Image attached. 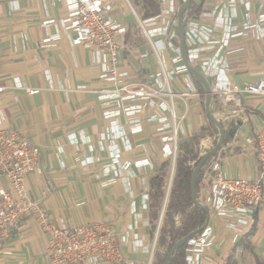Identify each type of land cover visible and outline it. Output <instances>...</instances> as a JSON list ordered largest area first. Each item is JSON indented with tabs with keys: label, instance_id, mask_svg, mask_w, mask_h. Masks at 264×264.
Wrapping results in <instances>:
<instances>
[{
	"label": "crops",
	"instance_id": "obj_1",
	"mask_svg": "<svg viewBox=\"0 0 264 264\" xmlns=\"http://www.w3.org/2000/svg\"><path fill=\"white\" fill-rule=\"evenodd\" d=\"M112 1L111 17L129 28L120 39V70L129 73L131 82H145L146 76L156 69L154 58L139 59V55L149 49L144 36L141 33L142 43L134 47L133 24L139 29L136 20L124 0ZM192 1L202 6L199 14L190 19L207 26L224 18L230 19L232 26L247 22L243 2L249 4L252 18L264 14V0H238L232 9L227 0ZM177 2L179 4V0ZM17 7L13 9L12 0H0V85L5 87L0 99L5 126L29 138L41 152L39 171L25 179L29 193L38 199L40 191L51 184L41 204L56 222L64 220L69 226L106 221L121 234L132 224L133 240L122 246L125 258L136 264H147L153 241H156V230L154 234L150 231L148 207L143 209L144 195L148 197L149 178L169 162L162 159L158 134L145 121L150 111L143 114L142 132L130 137L131 150L124 151L121 157L122 162L146 159L149 166L133 168L128 184L121 181L109 185L111 175L101 173V166L108 160V150L99 143L108 122L102 118L95 92L113 86L99 80V69L93 64L90 53L83 48L70 47L56 23L42 25L47 17L57 21L65 16L60 2L45 7L42 0H17ZM143 22L147 27L156 25L152 18ZM176 31L178 34V26ZM46 37L52 38L51 42L42 46ZM175 43L179 46V36ZM214 49L205 56H210ZM221 55L228 63V78L236 84L254 83L264 73V39L257 40L246 32L232 38ZM206 80L209 83V79ZM16 81L37 93L27 95L24 90L15 88ZM192 82L197 95L174 100L175 113L183 128L180 145L195 138L198 141L192 142L199 146L205 147L207 140L215 145L218 130L205 114V94ZM173 89L180 91L175 82ZM238 97L243 111L240 116L233 113L231 104L223 107L214 96L211 100L212 114L224 130L232 133L210 160L219 157L221 171L229 177L254 180L259 171L255 147L233 145L231 140L250 137L264 123V99L246 94H238ZM121 122L125 128L124 120ZM80 137L92 141V150L87 143L79 144ZM73 140L78 144H71ZM115 145L123 149L125 143L116 141ZM57 146L65 151L64 168L55 155ZM89 157L92 163L80 165L81 160ZM0 186H6L2 177ZM205 191L202 185L199 200L203 199ZM132 204L138 215L132 212ZM210 223L217 241L207 252L211 261L203 264H224L229 253H232V264H264V205L257 208L254 224L244 230L236 243H232V234L222 221L211 218ZM45 251L46 240L40 227L31 218H25L21 228L3 242L0 264H51Z\"/></svg>",
	"mask_w": 264,
	"mask_h": 264
},
{
	"label": "built area",
	"instance_id": "obj_2",
	"mask_svg": "<svg viewBox=\"0 0 264 264\" xmlns=\"http://www.w3.org/2000/svg\"><path fill=\"white\" fill-rule=\"evenodd\" d=\"M144 36L148 51L141 53V61L153 57L155 71L146 76L145 82H131L130 75L120 70V39L129 28L120 20L111 17L114 2L112 0H42L44 6L60 2L66 11L64 17L57 21L51 18L43 20L42 25L57 24L61 36L65 37L70 47L83 48L90 53L92 62L99 69L101 82L113 86L96 91L97 101L102 109V118L108 122L105 131L100 135L101 148L108 150V160L101 166L102 174H110L109 185L118 182L128 184L133 176L132 169L149 166L146 159L121 161L124 151L131 150L130 137L143 130V114L150 111L146 123L150 124L159 136L162 159L168 160L171 169L179 152L180 137L183 128L174 109L176 98L189 99L197 95L191 75L182 62L176 31V14L179 8L177 0H157L161 6L159 15L153 17L156 23L147 27L139 19L128 0H124ZM238 0H227L232 9ZM248 21L232 26L230 19H220L218 23L207 26L191 19L184 23L186 59L206 79L212 96L220 106L231 104L234 114L240 116L243 111L238 94L261 97L264 99V73L254 83L236 84L228 76V63L221 52L234 37L243 36L246 32L255 39H264V14L252 18L249 4L242 3ZM13 9H18L17 0H12ZM164 6V8L162 7ZM158 22V23H157ZM175 29V30H174ZM50 37L42 40V46L51 42ZM210 56L205 54L213 49ZM168 58H166V55ZM174 54V56H170ZM146 68V65H143ZM16 80V79H15ZM173 82L180 91L173 89ZM15 88L22 89L27 95H34L37 90L25 87L16 81ZM84 89L85 86H81ZM5 87L0 85V96ZM124 120L125 128L122 126ZM116 141H123V149L116 147ZM204 145L212 148L214 142L207 140ZM79 144H88L92 150L90 139L79 138ZM233 145H252L255 147L259 166L256 179L232 178L221 171L220 159L215 157L207 162L203 169L202 182L206 184L205 196L201 200L207 209V221L201 231L186 242L185 263L203 264L211 261L207 252L216 245V234L210 223L211 218L222 221L224 227L232 234L231 241L236 243L244 230L255 222V212L264 205V123L257 127L250 137L242 140L232 138ZM71 144H78L73 140ZM198 156H203V147L192 142ZM56 158L62 168L65 166V151L57 146ZM41 152L39 147L17 130L5 126V115L0 99V177L6 186H0V252L5 240L13 236L22 226L25 218H31L40 227L45 240V254L51 264H136L127 261L122 249L123 245L133 240L129 224L123 233L118 234L110 222H88L77 226H69L64 220L56 222L42 206L41 200L46 198L51 184L40 191L38 199L29 193L25 179L37 173L40 167ZM93 162L91 157L80 161L86 166ZM193 164V163H192ZM172 179V171L170 179ZM143 209L148 201L144 195ZM132 212L138 215L134 204ZM159 225V224H158ZM158 227V226H157ZM153 241L147 264L152 262Z\"/></svg>",
	"mask_w": 264,
	"mask_h": 264
},
{
	"label": "trees",
	"instance_id": "obj_3",
	"mask_svg": "<svg viewBox=\"0 0 264 264\" xmlns=\"http://www.w3.org/2000/svg\"><path fill=\"white\" fill-rule=\"evenodd\" d=\"M131 5L141 21L153 18L160 13V6L157 0H131ZM181 5H183V0H179V6ZM201 6L202 3L195 4L190 0L189 6L182 12L181 19L183 23L191 17H196L200 12ZM192 80L199 92L204 95L202 85L193 77ZM231 133V130H224L222 145L227 142ZM192 140L196 143L198 138ZM192 140L183 142L179 146V152L175 160L173 176L165 203L164 199L169 184L168 172L170 163L165 162L160 167L159 171L149 178L147 207L148 221L152 234H154L159 224L154 247V259L151 264H162L165 256L174 244L186 236H190V238L195 237L197 235L195 232L201 229L207 221L208 213L200 206L202 202L199 200L198 191L202 185H205V188L207 187L205 183H202L203 169L216 152L204 163L202 168L195 175L196 202H194L192 200L191 176L200 158H198L193 148ZM161 213L162 217L160 221ZM176 218L179 219L178 223L176 222ZM186 247L187 245L185 243L173 253L168 264H186ZM161 251H163V253H160ZM224 264H232V253L228 254Z\"/></svg>",
	"mask_w": 264,
	"mask_h": 264
},
{
	"label": "water",
	"instance_id": "obj_4",
	"mask_svg": "<svg viewBox=\"0 0 264 264\" xmlns=\"http://www.w3.org/2000/svg\"><path fill=\"white\" fill-rule=\"evenodd\" d=\"M189 4H190V0H183V5L179 6V8L177 10V14H176L177 26H178V36H179V48H180V53H181V57H182V62L185 65V67L187 68V71L191 75V77H193L195 80H197L202 85V87L204 89V94H205V114H206L208 120L218 130V139H217L215 145L212 148L203 147V153L204 154L200 158L196 168L192 172V176H191L192 200L194 202H196V199H195V182H194L195 175L202 168L204 163L215 152H217L220 149L222 142H223V137H224V128H223L222 124L219 122V120H217L211 112L212 93H211L208 81L197 69H195L192 65H190L186 59V55H185L186 48H185V41H184V37H185L184 23H183L181 17H182L183 10H185L189 6ZM233 131H235V130H233ZM231 137H233V134ZM170 183H171V180H169L168 189H167V193L165 195L164 203L166 202V199H167V194L169 191ZM200 206H202L207 211L205 206H203V205H200ZM161 217H162V213L160 215V219H159L160 221H161ZM158 227H159V225H158ZM158 227L156 228V237H157ZM201 229L197 230L195 233L198 234L201 231ZM189 238H190V236H186L183 239H181L180 241H178L176 244H174V246L169 250V252L165 256L162 264H168V261L171 259L173 253H175L183 244H185Z\"/></svg>",
	"mask_w": 264,
	"mask_h": 264
},
{
	"label": "rangeland",
	"instance_id": "obj_5",
	"mask_svg": "<svg viewBox=\"0 0 264 264\" xmlns=\"http://www.w3.org/2000/svg\"><path fill=\"white\" fill-rule=\"evenodd\" d=\"M131 2V0H129ZM132 34L134 36V40H133V46L136 47L138 44L142 43V40H141V31L133 24L132 26ZM166 55V58H168L167 54ZM197 142V141H196ZM169 179H170V175H171V166L169 168ZM169 183V181H168ZM176 222L178 223L179 222V219L176 218ZM160 253H163V251H161ZM150 254V253H149ZM150 256V255H149ZM154 259V250L152 252V260Z\"/></svg>",
	"mask_w": 264,
	"mask_h": 264
}]
</instances>
